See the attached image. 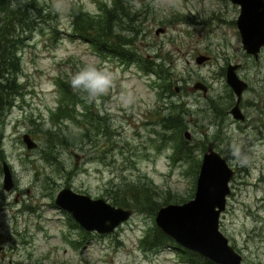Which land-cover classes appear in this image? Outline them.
<instances>
[{
  "label": "rangeland",
  "instance_id": "374dc122",
  "mask_svg": "<svg viewBox=\"0 0 264 264\" xmlns=\"http://www.w3.org/2000/svg\"><path fill=\"white\" fill-rule=\"evenodd\" d=\"M30 3L27 30L17 37L21 87L0 116V166L6 160L15 180L13 191H5L0 172V226H5L0 233L15 236L16 224L31 264H214L182 251L175 241L145 248L141 239L156 225L149 209L130 204L131 216L100 234L83 229L54 200L69 186L112 202L118 184L147 180L159 200L182 203L194 196L203 152L213 141L234 169L220 229L243 264H264V46L257 57L243 48L239 5L231 0ZM106 9L113 13L111 22ZM79 10L92 16V31L108 26L112 35L131 39L125 47L141 59L100 50L101 44L75 31ZM200 55L207 59L197 62ZM145 59L162 67L148 70ZM228 63L238 64V76L248 83L239 102L243 120L230 113L236 96L226 81ZM88 64L110 72L115 86L97 101L60 106L56 78L69 82ZM196 81L207 86L205 94L193 87ZM70 130L80 134L75 145L58 141ZM26 132L38 143L35 148L26 147ZM72 150L80 154L78 164Z\"/></svg>",
  "mask_w": 264,
  "mask_h": 264
},
{
  "label": "water",
  "instance_id": "95a60500",
  "mask_svg": "<svg viewBox=\"0 0 264 264\" xmlns=\"http://www.w3.org/2000/svg\"><path fill=\"white\" fill-rule=\"evenodd\" d=\"M231 1L240 7L236 24L243 48L257 57L260 48L264 46V0ZM206 59V56L200 55L196 61L200 63ZM237 67L236 63H228L226 81L236 96L230 113L235 119L243 120L245 115L239 102L248 83L238 76ZM193 87L201 88L204 94L207 89L201 81H196ZM184 134L186 138H190L187 130ZM22 139L28 149L35 148L38 144L27 132L22 135ZM72 154L75 164H78L80 154L75 150H72ZM1 165L2 186L5 191H9L14 186L12 170L6 160ZM233 174L234 169L215 149L214 142L209 141L203 152L194 196L182 203L169 202L161 205L155 213L156 225L180 245L200 253L212 262L243 264L242 255L229 243L219 225V216L226 207L227 195L230 193L229 181ZM54 200L85 230L99 233L113 231L133 212L129 207L113 204L102 197L93 198L69 186L62 187Z\"/></svg>",
  "mask_w": 264,
  "mask_h": 264
},
{
  "label": "trees",
  "instance_id": "16d2710c",
  "mask_svg": "<svg viewBox=\"0 0 264 264\" xmlns=\"http://www.w3.org/2000/svg\"><path fill=\"white\" fill-rule=\"evenodd\" d=\"M28 7L30 9L33 7L30 0H0V116L6 112L9 106L12 105V101L19 93L21 87V85L17 83V77L21 71V59L17 47V37L23 32V30H27L28 18L26 16L29 10ZM78 12L79 13L75 15L74 19L75 31L88 36L93 43L101 44V47L98 46L100 50L103 49L112 54L122 55L123 57L126 56L132 61H136V59H132L133 57L140 58V55L136 54V52L133 50L129 51L125 47V44L126 46L130 45L129 42L131 39H121L118 34L112 35V32L108 30V26L105 28L97 27L95 31H92V28L94 27L92 16L81 10ZM106 15L108 16V22H111L113 15L111 9H106ZM145 63L146 65H144L148 70H152V67L157 68L158 65L162 67V64L150 61V59H145ZM55 81L59 92L58 100L60 106L63 107L64 104H69L72 101L76 102L86 99L82 94L73 91L70 83L66 82L63 77L58 76ZM60 106L58 107V110L54 112H60L59 109L62 108ZM181 116L182 115H179V118H181ZM57 134L55 135V133L51 132L49 135L56 136L57 139ZM87 134H89V132H87L85 136H87ZM79 135L78 132L73 133L70 130V133L63 134L59 137L60 140H57L62 144L75 145V138ZM57 142H55V138L52 139L53 145ZM184 143L185 140H183V138L180 139V144L183 145ZM181 145L177 148V151L179 152L183 151ZM183 146L186 147V145ZM188 148L189 147H187V149ZM110 198L112 199L113 204L124 207L133 204L136 209H149V212L152 214H155L156 210L162 204L177 201L176 199L168 197H163L162 200L160 198V201L158 199L157 189H155L154 185L147 180H141L139 182L130 181L128 183L123 182L118 184V186H115L114 191L111 192ZM84 232L88 233L87 231ZM168 243H174V240L163 233L157 225L149 229L141 239V244H143L145 248L169 246L170 244ZM177 247L182 251L190 252L197 258H202V255L195 251L189 250L180 245H177ZM205 260L206 262H212L207 258H205ZM212 263L218 264L215 262Z\"/></svg>",
  "mask_w": 264,
  "mask_h": 264
},
{
  "label": "clouds",
  "instance_id": "9594fccd",
  "mask_svg": "<svg viewBox=\"0 0 264 264\" xmlns=\"http://www.w3.org/2000/svg\"><path fill=\"white\" fill-rule=\"evenodd\" d=\"M69 83L73 91L85 96L89 102L97 101L115 86L114 76L95 64H88L74 73Z\"/></svg>",
  "mask_w": 264,
  "mask_h": 264
},
{
  "label": "flooded vegetation",
  "instance_id": "af4514ba",
  "mask_svg": "<svg viewBox=\"0 0 264 264\" xmlns=\"http://www.w3.org/2000/svg\"><path fill=\"white\" fill-rule=\"evenodd\" d=\"M1 171L3 172L2 166H0V172ZM12 174L14 177L13 171ZM14 187H15V180H14V186L12 187L11 190H9V193L13 191ZM14 196H15L14 197L15 202L17 201L19 202L22 200L18 192L15 193ZM8 204L9 203H5V205ZM0 209H1V204H0ZM15 227H16L15 236L0 233V260H1L0 264H5L3 261H6L7 264H31L27 262L28 257L31 256V252H28L27 247L25 246V244H27V241L25 242V240L20 239V237H22V231L21 229H17L16 224ZM4 228L5 226L3 225L0 226V230Z\"/></svg>",
  "mask_w": 264,
  "mask_h": 264
}]
</instances>
